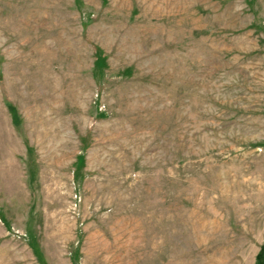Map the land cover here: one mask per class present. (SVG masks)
<instances>
[{
	"label": "rangeland",
	"instance_id": "obj_1",
	"mask_svg": "<svg viewBox=\"0 0 264 264\" xmlns=\"http://www.w3.org/2000/svg\"><path fill=\"white\" fill-rule=\"evenodd\" d=\"M264 0H0V264H257Z\"/></svg>",
	"mask_w": 264,
	"mask_h": 264
},
{
	"label": "trees",
	"instance_id": "obj_2",
	"mask_svg": "<svg viewBox=\"0 0 264 264\" xmlns=\"http://www.w3.org/2000/svg\"><path fill=\"white\" fill-rule=\"evenodd\" d=\"M257 264H264V246L257 257Z\"/></svg>",
	"mask_w": 264,
	"mask_h": 264
}]
</instances>
